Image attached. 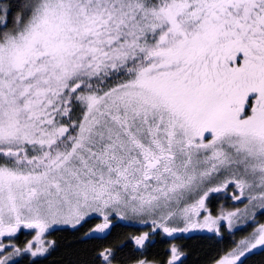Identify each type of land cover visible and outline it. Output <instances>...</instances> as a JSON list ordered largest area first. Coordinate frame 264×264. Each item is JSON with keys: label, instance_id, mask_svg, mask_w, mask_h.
<instances>
[{"label": "snow or ice", "instance_id": "snow-or-ice-1", "mask_svg": "<svg viewBox=\"0 0 264 264\" xmlns=\"http://www.w3.org/2000/svg\"><path fill=\"white\" fill-rule=\"evenodd\" d=\"M258 216L264 0H0V264H44L46 233L86 225L133 231L76 264H185L178 241L237 232L211 264H264Z\"/></svg>", "mask_w": 264, "mask_h": 264}, {"label": "trees", "instance_id": "trees-1", "mask_svg": "<svg viewBox=\"0 0 264 264\" xmlns=\"http://www.w3.org/2000/svg\"><path fill=\"white\" fill-rule=\"evenodd\" d=\"M94 224V221H93ZM92 225H86L79 231L71 229H58L50 231L47 234L49 241H54L55 246L51 250V255L47 259L40 257L44 264H76L77 261L86 259L87 254L93 248L101 246H115L121 243L125 235L132 229L115 228L112 235L107 240H89L84 242L82 239L83 233L88 230ZM25 234H21L18 240H21ZM186 252L188 253L185 258V264H211L212 259L222 250L229 247L230 239L223 237L222 243H217L216 240L209 239H196L185 240ZM164 241H157L147 252L149 260L163 261L165 257ZM119 259L125 262H130L136 258L132 251V246L126 247L122 252L118 253Z\"/></svg>", "mask_w": 264, "mask_h": 264}, {"label": "flooded vegetation", "instance_id": "flooded-vegetation-1", "mask_svg": "<svg viewBox=\"0 0 264 264\" xmlns=\"http://www.w3.org/2000/svg\"><path fill=\"white\" fill-rule=\"evenodd\" d=\"M213 196L214 197H218V198H211L210 199L209 207H210V209H211V211L213 213L218 212V210L221 208V206H224V207L229 208V209L231 208V205L233 204V201L231 200L230 195L225 197L224 194H213ZM258 221L260 223H264V216H258ZM94 223H95V221H94ZM251 230H252L251 228L248 229V231H251ZM23 234H25V236L22 237L21 240H18L19 237H21V234L18 236V239L16 241L18 243V245L24 244L27 241V239H29V237H30V233L27 232V231H24ZM241 234H243V235H241ZM201 235H205L206 236V235H209V234L204 233V234H201ZM244 235H246V233L237 232L234 236H232L230 234H226L225 237L229 238L230 239V244H232V242L234 240H239L240 237L244 236ZM217 239H219V238H217ZM166 240H167V238H163V237H158L157 238V241H164L165 250L167 252V250L170 247V245L167 242H165ZM184 241L185 240H181V241H178V242L181 243L183 245L184 249H185L186 248V244L184 243Z\"/></svg>", "mask_w": 264, "mask_h": 264}, {"label": "rangeland", "instance_id": "rangeland-1", "mask_svg": "<svg viewBox=\"0 0 264 264\" xmlns=\"http://www.w3.org/2000/svg\"><path fill=\"white\" fill-rule=\"evenodd\" d=\"M244 233H245V232H244ZM47 234H48V233L45 234V238H44L46 242L49 241V240H48L49 238H47ZM32 235H33V234L30 233V237H29V239H27V241L32 239ZM241 235H243V234H241ZM238 237H239V236H238ZM241 238H243V236H241L240 239H241ZM27 241H26V242H27ZM26 242H25V243H26ZM25 243H24V244H25ZM24 244H22V245H20V246H23Z\"/></svg>", "mask_w": 264, "mask_h": 264}]
</instances>
